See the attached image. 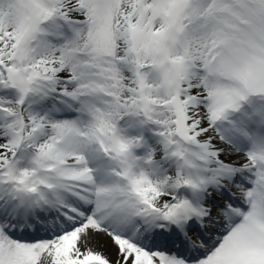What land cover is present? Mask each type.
Instances as JSON below:
<instances>
[{
	"label": "snow or ice",
	"instance_id": "obj_1",
	"mask_svg": "<svg viewBox=\"0 0 264 264\" xmlns=\"http://www.w3.org/2000/svg\"><path fill=\"white\" fill-rule=\"evenodd\" d=\"M0 264H264V0H0Z\"/></svg>",
	"mask_w": 264,
	"mask_h": 264
}]
</instances>
